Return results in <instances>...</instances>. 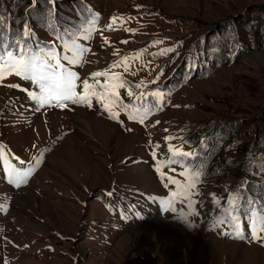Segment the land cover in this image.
<instances>
[{"label":"rangeland","instance_id":"obj_1","mask_svg":"<svg viewBox=\"0 0 264 264\" xmlns=\"http://www.w3.org/2000/svg\"><path fill=\"white\" fill-rule=\"evenodd\" d=\"M86 1L102 23L81 58L77 94H83L85 79L96 92L106 90V77L95 84V72L120 74L141 90L115 89L119 116L113 120L95 97L91 107H38L28 96L40 94L37 85L15 75L0 81V264H264L258 240H226L209 230L203 208L212 189L193 217L152 208L149 220L137 222L109 212L104 203L124 196L142 209L143 195L170 198L156 169L161 155L178 150L179 134L223 111V102L248 113L264 108V53L173 95L165 92L164 110L143 123L136 108L144 94L156 96L169 67L179 64L182 38L264 0ZM248 79L254 87L245 86ZM132 112L137 119H128ZM11 169L31 170L27 182H10ZM187 204L176 201L174 209L182 212Z\"/></svg>","mask_w":264,"mask_h":264},{"label":"trees","instance_id":"obj_2","mask_svg":"<svg viewBox=\"0 0 264 264\" xmlns=\"http://www.w3.org/2000/svg\"><path fill=\"white\" fill-rule=\"evenodd\" d=\"M95 14L98 17L93 23ZM0 17L3 18L0 22V57H6L9 51L19 57L22 49H28V54L39 52L47 60L45 54L51 50L63 66L62 70L74 72L77 76L82 67L81 58L87 54L102 23L100 13L86 0H53L52 3L49 0H0ZM26 26L29 30L27 37L24 36ZM73 40L87 50L75 64L69 63L73 58V52L69 50ZM181 43H185V47L179 64L169 67L173 69L154 91L160 96L152 97L148 93L144 94L146 98L138 101L139 114L145 110L149 112L145 119L164 110L167 103L165 92L173 95L194 81L208 79L217 71L232 68L251 55L264 53V3L243 7L204 29L189 33ZM125 79L119 78L112 83L123 82L124 86L117 89L133 93L141 90L137 84ZM250 82L248 79L245 86L254 87ZM223 104V111L178 135L176 149L194 155L187 158L159 157V169L171 193L177 190V185L168 184L166 178H174L183 185L191 174L202 173L196 182V194L191 197L194 201L191 209L187 204L182 212H177L175 202L184 200L177 198L165 210L161 202L169 198L157 195H143L145 209L135 208L124 196L114 200L107 198L105 208L137 222L149 220L152 208L162 215L173 212L174 215L193 217L203 193L212 189L210 204L203 208L209 230L223 239L243 242L251 238L255 226L257 234L264 237V232L259 230V218L264 217V108L248 113L227 102ZM182 172L190 175L186 178L180 175ZM233 217L238 219L234 221ZM237 223L243 239L237 237ZM258 241L264 247V242Z\"/></svg>","mask_w":264,"mask_h":264},{"label":"snow or ice","instance_id":"obj_3","mask_svg":"<svg viewBox=\"0 0 264 264\" xmlns=\"http://www.w3.org/2000/svg\"><path fill=\"white\" fill-rule=\"evenodd\" d=\"M35 2V0H33ZM50 3L53 0H49ZM95 17H98V14H95L93 18V23ZM2 17H0V22H2ZM118 18H113V23L108 25L109 29L113 28L116 20ZM29 35V30L27 26L25 27L24 36ZM87 38V37H85ZM107 42V41H106ZM19 43V41H17ZM122 43H126V41H122ZM65 46L69 47L68 43L65 42ZM70 51L73 52V58L69 59L65 57V59H69V63L75 64L79 62V58L86 49L80 48L75 44V40L72 41V45L69 48ZM43 51V50H41ZM47 60L44 59L43 56L40 55L39 52L34 54H28V49H22L19 57L14 56L11 51L7 52L6 57H0V81L6 79L8 75H15L16 77H20L25 81H29L31 84L37 85L40 89V94L37 95L32 92H28V96L37 102L38 107H43L45 105L52 107H60L64 109L67 107L66 102H71L72 104H87L88 107L92 106L90 97H95L98 103H101L104 111L109 113V118L116 120L118 119L119 113L113 111L114 108L118 106L119 97L115 89L117 87H123L124 83H112L109 84L108 81H117L119 77L117 75H113L111 77L107 76L105 72H95L91 74V78L95 81V84H99V80L96 78L104 76L106 77L103 88L106 90L103 92H96L95 85L89 84V81L85 79L83 81V94H77L76 92V80L79 77L76 73L62 70L63 66L60 64L59 60L56 59L53 51H48L46 54ZM51 60H56L55 64L49 63ZM123 63V61H121ZM119 65H113L116 67ZM10 88H18L17 84L7 85ZM136 87H140V85H136ZM130 94V93H129ZM153 95H158L154 93ZM54 102V103H53ZM123 107V106H121ZM139 110H137L138 112ZM137 112H132L128 115V119L135 120L137 119ZM149 114L147 110L143 112L139 117V122L143 123V120ZM158 123V122H157ZM131 129H129L130 131ZM166 139H171V137H166ZM170 151H173L171 148ZM174 156H182L187 158L193 153H185L179 150L173 151ZM2 158V155H0ZM175 162V161H171ZM31 170L28 171H19L16 169L10 170V182L15 183L17 186L24 184L27 182L26 178L30 174ZM156 171L159 173L160 169L157 167ZM202 173L197 171L191 174V178L188 179L187 183L181 185L179 181L174 178H166L168 184L177 185V190L171 193L170 198L167 201H162L161 203L165 205V210L171 206L173 201L177 198H181L187 201L189 209L192 208L194 201L191 199L193 195H195L196 182L199 179V176ZM180 175L186 176V178L190 175L188 172H182ZM162 179L165 178L161 173ZM167 186V185H166ZM111 195V193H109ZM127 219V217H125ZM237 217H233V220H237ZM260 222V231L264 232V217L259 218ZM190 226V225H188ZM237 229V237L243 239V235L239 231V224L236 225ZM251 238L253 241L260 240L264 242V237H261L257 234V229L254 226L252 229Z\"/></svg>","mask_w":264,"mask_h":264},{"label":"bare ground","instance_id":"obj_4","mask_svg":"<svg viewBox=\"0 0 264 264\" xmlns=\"http://www.w3.org/2000/svg\"><path fill=\"white\" fill-rule=\"evenodd\" d=\"M88 123V122H87Z\"/></svg>","mask_w":264,"mask_h":264}]
</instances>
